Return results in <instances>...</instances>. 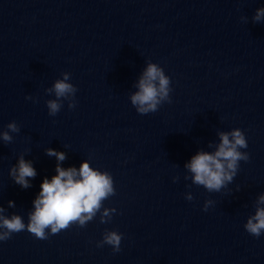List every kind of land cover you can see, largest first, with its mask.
Returning a JSON list of instances; mask_svg holds the SVG:
<instances>
[{
	"label": "water",
	"instance_id": "obj_1",
	"mask_svg": "<svg viewBox=\"0 0 264 264\" xmlns=\"http://www.w3.org/2000/svg\"><path fill=\"white\" fill-rule=\"evenodd\" d=\"M260 8L264 0H0V131L20 128L10 143L0 138V216L27 224L58 163L79 171L88 162L115 187L85 227L0 241V264H264V233L244 228L264 208ZM148 63L170 78L171 103L141 115L130 97ZM65 72L76 106L62 100L50 116L46 101L56 97L45 90ZM235 128L249 161L219 192L193 184L185 165ZM21 155L36 170L26 189L9 174ZM112 230L122 234L119 252L97 247Z\"/></svg>",
	"mask_w": 264,
	"mask_h": 264
},
{
	"label": "clouds",
	"instance_id": "obj_2",
	"mask_svg": "<svg viewBox=\"0 0 264 264\" xmlns=\"http://www.w3.org/2000/svg\"><path fill=\"white\" fill-rule=\"evenodd\" d=\"M264 17V8L257 9L254 21H260ZM71 74L63 73V79L55 81L47 93H55L56 99L46 101L48 113L55 116L62 108V100L71 97L68 104L70 109L76 106L75 94L77 88L69 82ZM170 78L165 75L162 67L156 63H148L146 70L138 82V91L131 95V104L141 115L156 112L165 103H171ZM32 99V97H26ZM7 131H0V138L5 143H10L13 136L10 133H19L20 128L15 122L7 125ZM220 143L214 153L200 151L194 155L190 162L185 165L193 174V184L203 186L209 192H219L231 182L237 174L240 161H249L248 152L241 151L248 147L245 134L239 128L231 132H221ZM231 137V139H230ZM49 156H56L58 161H63V152L47 149ZM56 175L51 180L45 178L40 186V193L33 201L34 211L28 214V222L25 224L20 215H12L11 218L0 216V241L11 238L13 233L27 230L37 239L45 240L48 236L58 234L73 225L85 227L93 220L103 206V201L115 195V187L112 175L107 171L94 170L88 162H83L77 171L76 168L64 169L56 167ZM14 182L22 188H29L27 178H33L36 170L30 161H26L21 155L16 166L9 173ZM174 181L178 177L173 178ZM185 198L189 201L194 197L187 194ZM9 207H14L13 201H9ZM213 204L207 200L204 210ZM258 204H264V196L259 198ZM0 207V212H3ZM114 211V209H113ZM104 215H108L105 210ZM101 223L105 221L101 220ZM245 230L252 236L259 237L264 233V208L257 207L254 216H250L244 225ZM122 234L112 230L106 232L103 240L97 242V247L110 245L114 252L120 251Z\"/></svg>",
	"mask_w": 264,
	"mask_h": 264
}]
</instances>
